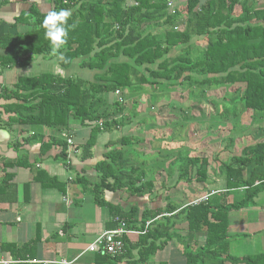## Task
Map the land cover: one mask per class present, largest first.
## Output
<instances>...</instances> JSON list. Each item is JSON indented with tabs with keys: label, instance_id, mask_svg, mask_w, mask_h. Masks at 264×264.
Masks as SVG:
<instances>
[{
	"label": "trees",
	"instance_id": "1",
	"mask_svg": "<svg viewBox=\"0 0 264 264\" xmlns=\"http://www.w3.org/2000/svg\"><path fill=\"white\" fill-rule=\"evenodd\" d=\"M128 2L136 5L128 7ZM61 9L72 12L67 24L76 27L69 30L67 43L60 49L64 60H59V65L68 69L75 61L79 69L93 74L91 80L41 74L18 80L15 90L0 92V100L5 101L0 105V115L6 117L4 124L35 131L29 142L40 144L41 157L56 148L60 152L53 154V159L65 162L66 140L54 137L45 140L42 131L69 132V122H74L90 129L81 147V157L89 158L100 133L119 125L116 121L110 123L108 111L109 107L119 104L117 101L109 103L106 97L116 92L119 96L138 93L143 87L158 88L162 93L177 86L198 88L199 97L204 99L211 87L225 86L233 90H230L234 94L232 100L223 99L231 105L233 116L239 105L256 122H264V4L258 0H210L207 3L187 0L185 7L174 15L167 13L165 0H78V3L57 0L53 10ZM43 17L35 14L33 23L25 14L16 19V23L34 29L23 35L5 37L3 47L15 50V54L0 58V63L22 60L25 65L30 57L56 58L41 26ZM182 18L185 19L182 28L173 31ZM121 58L124 60H119ZM21 63L19 65H23ZM212 103L218 108V103L214 100ZM218 114L222 117L226 112ZM234 138L224 142L212 163L204 156L177 157L175 187L182 183L207 184L208 168L215 166L223 175L226 192L244 189L242 198L230 204L220 192L210 194L205 202L195 206H182L180 215L188 233L195 235L203 231L206 234L201 252H184L186 264H264L263 256H225L228 215L253 204V199L264 190V142L251 143L242 148L241 154L235 155L231 152ZM137 142L136 137H122L118 146L104 154V160L95 166L98 183L93 184L89 194L95 207L108 211L107 230L115 229L114 221L118 219L127 229L143 234L123 237V254L93 255L92 264H148L157 251L176 237L172 231L174 221L166 217L176 211L173 206L140 213L136 207L123 211L102 198L103 191H121L139 198L151 195L154 180L146 178L142 163L133 162L138 158L134 151ZM24 168L30 170L34 181L43 189H51L56 184L43 171L34 172L32 165L26 163ZM81 181L79 178L77 183ZM56 188L65 192L64 186L56 184ZM150 221L145 230V224ZM37 242L36 236L19 252L13 246L1 250L31 262L36 258Z\"/></svg>",
	"mask_w": 264,
	"mask_h": 264
},
{
	"label": "crops",
	"instance_id": "2",
	"mask_svg": "<svg viewBox=\"0 0 264 264\" xmlns=\"http://www.w3.org/2000/svg\"><path fill=\"white\" fill-rule=\"evenodd\" d=\"M56 1L0 0V58L7 59L15 54V50L3 47L2 40L5 37L23 35L34 29L26 24L16 23V19L21 14H25L29 22L33 23L35 14L44 16L47 11L53 10ZM209 1L202 0V3ZM258 2L264 4V0H258ZM176 25L181 28L183 22L178 21ZM30 58L32 59L25 65L21 63L22 60L0 63V92L3 89L15 90V85L22 78L37 77L41 74L70 77L65 76V73L61 74L59 60L55 57ZM20 63L23 65H19ZM46 64L48 66H45ZM48 67L49 72H44V69ZM3 104L5 101L0 100V105ZM5 118L4 114L0 115V261L23 262L13 254L11 255L9 251H2L1 248L13 246L14 250L19 252L22 246L37 236L35 260L40 262L38 264H59L60 261L92 264L93 255L83 252L94 238L107 230L105 226L110 219L105 208L94 206L92 195L89 194L93 184L98 183L95 166L104 160L103 157L107 151L118 146L120 138L126 135L133 136V128L128 127L126 135L122 133L121 126L101 132L90 151L91 156L85 159L72 158L71 167H67L64 163L53 159V154L58 152L56 148L41 157L40 144L29 142V135H31L29 129L18 125H6ZM89 132L88 127H79L71 138L79 145L75 146L84 145ZM135 148L137 146H134ZM26 163L33 166L34 172L41 170L57 185L64 186L65 192L62 193L56 188V184L51 189H43L34 181L30 170L24 168ZM69 178L73 181H68ZM74 178L76 182L79 178L82 180L78 185L75 184L76 187L73 184ZM183 185L187 184L182 183L177 187ZM233 192L235 194H232ZM222 193L226 195V198L233 196L230 202L227 201L230 204L241 199L244 191ZM160 195L139 198L121 191L102 192V198L109 204L118 206L123 211L136 207L140 213L144 210L156 211L165 208V205L161 204ZM167 201L172 203L169 198ZM181 208L176 209L172 215H166L174 221L175 226L172 231L176 237L168 242L163 250L157 251L148 264H152L153 259L158 260L159 264H186L184 252L195 254L203 250L206 234L203 231L195 235L188 233L183 216L180 215ZM227 237L225 256L264 257V190L253 199V204L228 215Z\"/></svg>",
	"mask_w": 264,
	"mask_h": 264
},
{
	"label": "rangeland",
	"instance_id": "3",
	"mask_svg": "<svg viewBox=\"0 0 264 264\" xmlns=\"http://www.w3.org/2000/svg\"><path fill=\"white\" fill-rule=\"evenodd\" d=\"M181 21L183 22L185 19L182 18ZM193 43L195 42L192 41ZM59 67L62 71L61 74L65 73V76L80 77L89 81L93 75L87 70L79 69L75 61L68 69H63L60 65ZM44 72H49V67L45 68ZM230 90L233 92L232 89L225 86L211 87L206 93L207 98L202 99L199 97L200 89L198 88L177 86L162 93L158 88L153 90L150 87H143L138 93H124L125 95L120 96L114 93L106 97L109 103L114 104L117 101L119 104L117 107H109L110 123L118 122V126H121L122 133L125 135L128 127L133 128V137L138 138L137 148L134 150L138 154V158L135 157L133 162L143 164L146 178L154 180L151 195H160L161 193V204H164L165 207L171 204L175 209H178L198 201L206 194L226 192L223 175L215 170V166L208 168L209 181L207 184L175 187L174 184L178 176L177 157L204 156L212 163L216 154L224 146V142L229 138L235 137L231 151L235 155L241 154L243 147L264 140V122H256L250 114L242 111L239 105L235 109V116H233L229 102H223L225 98H230L228 100L234 98V94ZM212 100L219 104L218 108L214 106ZM220 112H226V114L219 117L218 113ZM69 124H71L69 132L67 130L55 132L43 129L42 135L45 140L54 137L67 141L81 127L74 122H69ZM101 127L102 125L99 126V128ZM29 131L31 137L35 131L32 132L30 128ZM128 134L132 133L128 132ZM70 140L72 144L78 145L72 139ZM82 151L81 149L80 157ZM168 166H173V168L169 170ZM73 184L78 185L75 178ZM231 197L233 198L232 195ZM231 197L226 198V202H230ZM168 198L172 203H168ZM143 199L145 200V198ZM64 262L69 264L72 261ZM152 264H159V262L153 259Z\"/></svg>",
	"mask_w": 264,
	"mask_h": 264
},
{
	"label": "built area",
	"instance_id": "4",
	"mask_svg": "<svg viewBox=\"0 0 264 264\" xmlns=\"http://www.w3.org/2000/svg\"><path fill=\"white\" fill-rule=\"evenodd\" d=\"M187 0H165V4H166V9H167V13L169 15H174L175 12H177V10L184 8L186 5ZM64 4H67L66 1L63 2ZM76 3H78V0H76ZM136 5L134 2H128L127 6H134ZM182 28V27H181ZM180 26L175 25L172 30L173 31H178L181 29ZM116 95H119L118 92H116ZM120 101H122L120 99ZM68 144V149H67V155H66V166L68 167L71 164V159L72 158H80V152L81 149L77 148V146H75L74 144H72L71 140L68 139L67 141ZM68 181H72L71 178L68 179ZM256 185L258 183H255ZM244 190V189H241ZM210 195H205L203 198H199L198 201H194L191 202L190 206H195L197 204H199L200 202H205L207 200V198ZM65 203H67V200H65ZM117 223V227L115 229L112 230H106L104 232H102L99 236H97L96 238L93 239V241L88 244L84 250L83 253H89L92 255H100V256H104V255H108V256H118L124 253V243H123V237H134V236H139L142 235L143 232H137L134 230H130L127 229L126 225L124 224L123 221L115 219V221ZM152 223V221L147 222L145 224V230L146 228ZM16 264V263H21V264H25V263H32V264H38L40 263L37 260H33L31 262H11V261H0V264ZM72 262H70L69 264H72ZM48 264H52V263H48ZM59 264H67L64 261L59 262Z\"/></svg>",
	"mask_w": 264,
	"mask_h": 264
},
{
	"label": "clouds",
	"instance_id": "5",
	"mask_svg": "<svg viewBox=\"0 0 264 264\" xmlns=\"http://www.w3.org/2000/svg\"><path fill=\"white\" fill-rule=\"evenodd\" d=\"M72 12L68 9L49 10L44 14L41 26L45 29V38L50 42L53 56L60 61L64 60L60 49L66 45L69 30H74L76 25L67 22Z\"/></svg>",
	"mask_w": 264,
	"mask_h": 264
}]
</instances>
